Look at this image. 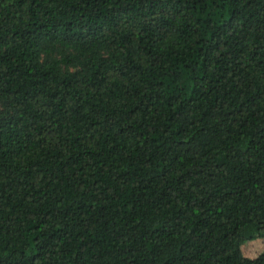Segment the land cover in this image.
I'll return each instance as SVG.
<instances>
[{"label":"trees","instance_id":"trees-1","mask_svg":"<svg viewBox=\"0 0 264 264\" xmlns=\"http://www.w3.org/2000/svg\"><path fill=\"white\" fill-rule=\"evenodd\" d=\"M264 0H0V264H264Z\"/></svg>","mask_w":264,"mask_h":264},{"label":"rangeland","instance_id":"rangeland-1","mask_svg":"<svg viewBox=\"0 0 264 264\" xmlns=\"http://www.w3.org/2000/svg\"><path fill=\"white\" fill-rule=\"evenodd\" d=\"M244 253L248 256H257L264 250V238L260 237L244 245Z\"/></svg>","mask_w":264,"mask_h":264}]
</instances>
